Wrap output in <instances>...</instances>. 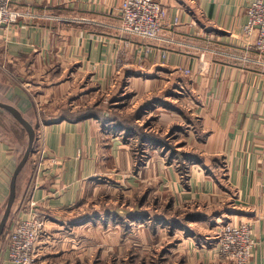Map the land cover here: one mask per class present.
<instances>
[{"label": "crops", "instance_id": "obj_1", "mask_svg": "<svg viewBox=\"0 0 264 264\" xmlns=\"http://www.w3.org/2000/svg\"><path fill=\"white\" fill-rule=\"evenodd\" d=\"M161 1L167 18L156 41L120 30L123 0H13L22 17L0 27V102L27 120L33 116L29 123L40 128L35 159L47 154L35 170L29 159L15 202L29 190L48 218L35 264H51L45 253L56 246L58 263L75 264L67 255L81 253L82 229L98 219L87 210L104 191L113 197L117 189L137 191L140 206L151 196L163 198L161 191L170 192L178 212L193 204L197 211L179 220L182 231H171L181 236L182 264H225L205 238L219 221L249 224L255 241L249 264H264V60L255 38L242 33L252 0ZM110 103L143 112L141 118L150 109L157 128L173 129L177 150L200 160L189 166L188 183L160 148L148 145L138 156L135 138L101 120H60L61 110ZM7 121L12 127L3 126ZM20 133L0 109V220ZM193 224L202 229L191 232ZM1 251L0 264H12Z\"/></svg>", "mask_w": 264, "mask_h": 264}, {"label": "rangeland", "instance_id": "obj_2", "mask_svg": "<svg viewBox=\"0 0 264 264\" xmlns=\"http://www.w3.org/2000/svg\"><path fill=\"white\" fill-rule=\"evenodd\" d=\"M19 19H21V17ZM117 87L118 80L115 79L114 88L116 89ZM182 107L186 108L187 106L186 104H182ZM129 109L128 105H124L122 108H120L119 112H121V115H119V117L126 118L132 117L134 115L135 118V109ZM60 112H62V110ZM149 112L144 111V116L142 118L140 116L142 120H137V123L139 125L149 124L150 127L147 129V131L160 134L164 137L167 136L168 141L171 145L180 148L179 144L176 143V140L172 138L173 134H169V130L166 132L165 130L162 131L156 127V121H154L155 115H149ZM44 113L45 112L43 110V107L41 106L39 113L41 118L44 117ZM46 114H49V112H46ZM11 125V121H7L6 124H3L4 127ZM4 127H2V130H4ZM34 128L35 136L37 139V132H40V128H37L35 126ZM23 136V142L18 143V145L20 146L19 158L22 156L27 146V135L24 134ZM12 139L14 140V137ZM34 146L29 157L32 162V170H35L38 165L47 160V154L43 152H39V154L37 153V157L35 159ZM136 148L134 149V152L136 151ZM163 148L164 147H160V149L158 150H162L166 155L169 154V151L163 150ZM136 154L141 155L145 153L138 148ZM174 161L176 162L177 171L180 175L181 180L184 181V184L188 183L189 169L184 170V173L186 172L187 179H183V169L179 170L178 161ZM31 180L32 179H30V181ZM112 193L113 197H111L109 193L104 191L100 195V201H98L97 206L95 208L87 210V215H98V219H94L91 224H88L87 227H84V229H82V236H79L81 237L80 244L82 245L80 249L81 253H77L76 255L69 254L67 255V258H72L73 261H75V264H158L159 261L162 264L184 263L183 255L177 252V247L183 246L180 245L181 236L178 233H175V231L173 234H171V231L174 227H176V229L180 228V219H183L185 216H188L192 214V212L197 211V209L193 207V204H191L192 208L183 207V209L178 212L176 208L171 206V198L169 196L170 192L168 191L160 192L164 194L163 198L161 199L160 196H151L146 202L145 206H140L139 193L137 191L131 190V192L123 194L122 189H117ZM156 195H159V193H157ZM17 207L18 206H15L16 210ZM15 208L13 215L16 212ZM21 209L23 211L24 207L20 208V210ZM178 214H181V216L177 218ZM13 215L10 216V222L13 219ZM161 216L165 218L162 221L161 219L156 218ZM127 217H129L130 219H136L130 220L129 218L127 219ZM140 217L143 218L141 219ZM173 219L176 221H174ZM46 220L48 221L47 217ZM171 220H173L174 223L171 222ZM144 222H147V225L144 226ZM222 223L226 222L219 221L217 225L219 226ZM155 224H159V226ZM49 226V222H45L42 225L40 229L42 230L40 234L41 238H45L47 236L46 232ZM191 226V228L193 229L191 232H199V229H202V227L198 224H193ZM179 230L182 231L181 229ZM210 230L211 233H209V235H206L205 238L207 239V237H210V242H215L216 228L214 227ZM51 244H53V242H51ZM55 244H57V242ZM2 245L3 243L1 244V246ZM38 246L39 244H37L35 263H37L38 261L39 254H41V252H38ZM57 248L58 246H56L55 248H50L46 251L45 260H47L48 263L61 264L56 261V257H52V255H54L52 253H57ZM90 248H93L92 251L90 250ZM3 249L4 247L0 248V250L2 251ZM223 263L228 264L226 262Z\"/></svg>", "mask_w": 264, "mask_h": 264}, {"label": "built area", "instance_id": "obj_3", "mask_svg": "<svg viewBox=\"0 0 264 264\" xmlns=\"http://www.w3.org/2000/svg\"><path fill=\"white\" fill-rule=\"evenodd\" d=\"M13 0H0V27H8L18 22L21 13L14 9ZM120 30L130 36L145 41L161 38L166 25L167 10L161 0H123ZM246 20L242 33L255 38L254 47L264 60V0H252L246 7ZM178 20H175L176 24ZM186 75L188 70H184ZM51 161H56L55 158ZM20 204L5 229L4 252L12 264H35L37 244L40 241L41 227L46 217L37 209L31 193L25 191ZM24 207V210L20 208ZM215 252L222 262L228 264H249L255 241L248 224H235L232 221L216 227Z\"/></svg>", "mask_w": 264, "mask_h": 264}, {"label": "trees", "instance_id": "obj_4", "mask_svg": "<svg viewBox=\"0 0 264 264\" xmlns=\"http://www.w3.org/2000/svg\"><path fill=\"white\" fill-rule=\"evenodd\" d=\"M123 106L124 105H120V104L117 106H114L112 105V103H110V105H107V106H103L101 104H95V105L88 106V107L78 109V110L66 109L60 112V120L69 121V122H76V121H80V120L88 119V118H95V119L101 120L102 122H104V124H108L111 130L114 131L115 133L124 132L125 137L129 136V137L135 138L136 143H137L136 151L138 150V148L144 151L145 147L148 145H153L154 147H157V148L164 147L163 150L169 151V161L177 160L179 170L183 169V172H182L183 179H187L186 172L184 173V170L189 169V166L191 165L192 162L199 163L200 160L196 158L195 156H193L191 153L178 151L177 147L170 144L167 136L164 137V136H161L160 134L147 131V129L150 127L149 124L139 125L136 119L140 118L141 116L140 113L139 115L135 116V118H134V115L132 117H126V118L119 117V115H121L120 114L121 112H119L118 110L122 108ZM144 111H148V109H145ZM27 118L28 120L26 118L25 119L28 122H30L31 119H33V116H30ZM30 124L32 125V122ZM20 128H21L22 133H20L19 135L17 134V140L21 143L24 140L23 135L24 134L27 135V133L21 125H20ZM177 128L181 129L179 127ZM179 131H182V129ZM173 132H174L173 129H171L169 134H173ZM142 156H144V154ZM21 158L22 156L19 158L18 163L21 160ZM140 160H143V159L141 158ZM29 162L30 160L27 161L24 168L22 169V171L17 177L15 202L18 199L21 185L27 177V174L29 171L27 169L29 168L28 167ZM15 202L12 207L10 216L13 215L14 208H15L14 207ZM10 216L5 226V229L7 228L10 222V218H11ZM143 217H140V218L142 219ZM128 218L129 217H127V219ZM132 219L135 220L136 218H131L130 220ZM5 229H4L3 234L0 236V245L5 241Z\"/></svg>", "mask_w": 264, "mask_h": 264}, {"label": "water", "instance_id": "obj_5", "mask_svg": "<svg viewBox=\"0 0 264 264\" xmlns=\"http://www.w3.org/2000/svg\"><path fill=\"white\" fill-rule=\"evenodd\" d=\"M0 109L8 113L16 122H18L27 133V146L21 160L17 164L10 182L9 196L5 205L2 218L0 220V236L3 234L7 221L9 219L12 207L16 198V180L25 164L29 160L33 146L36 140L35 128L24 118L20 111L14 106L0 102Z\"/></svg>", "mask_w": 264, "mask_h": 264}]
</instances>
